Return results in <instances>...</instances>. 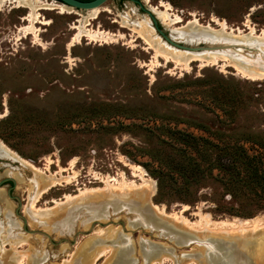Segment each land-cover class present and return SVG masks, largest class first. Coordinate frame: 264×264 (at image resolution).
<instances>
[{"label":"rangeland","instance_id":"374dc122","mask_svg":"<svg viewBox=\"0 0 264 264\" xmlns=\"http://www.w3.org/2000/svg\"><path fill=\"white\" fill-rule=\"evenodd\" d=\"M161 2L183 24L195 16L212 26L218 19L234 28L264 30V0H149L154 6ZM39 11L48 22H36V40L31 34L18 38L26 8L0 9V140L47 174L71 176L38 198V208L51 207L39 217L44 223L26 210V193L41 186L34 179L41 174L0 155V178L13 176L10 193L19 197L17 202L5 194L9 182L0 187V238L5 240L0 264H13L16 254L22 256L20 264H208V259L227 264L215 261V244L222 246L218 240L237 234L234 225L243 220L247 226L264 223V182L249 175L254 165L264 175V78L196 61L182 69L159 57L151 65L153 51L144 49L141 37L130 42L133 32L115 22L120 13L150 21L130 0H105L87 25L121 31L125 38L82 36L70 47L80 15ZM130 166L153 182L149 203L130 193L101 194L106 178L115 192L122 179L140 186L143 181ZM84 189L93 192L78 199ZM68 195L75 197L55 203ZM89 202L101 213L87 209ZM152 204L183 216L191 229L160 216ZM63 215L69 218L64 221ZM204 220L210 229L203 241L212 239V247L199 239ZM258 245L244 248L252 264L260 262ZM99 249L105 250L92 261Z\"/></svg>","mask_w":264,"mask_h":264},{"label":"bare ground","instance_id":"6f19581e","mask_svg":"<svg viewBox=\"0 0 264 264\" xmlns=\"http://www.w3.org/2000/svg\"><path fill=\"white\" fill-rule=\"evenodd\" d=\"M57 0H0V9L3 6L9 4L12 8L14 7H24L27 9L26 15L23 17V21L26 24H21L18 27V31L21 33L18 38L25 36L26 34H31L36 40H39V30L40 27L36 25L38 23H47L48 20L43 16L39 9H57L60 13H70L74 12L77 15H80L72 26L75 30L74 35L71 41L68 43L67 47H70L72 44L78 42L82 36H86L89 39H94L98 41L105 40H115L116 38H125V34L121 31L118 33H110L104 32L100 29L91 30L87 25L90 23V20L95 18L100 11V6L91 7L85 9L84 14H80L77 9L73 8L70 5L64 4ZM146 7L150 10L153 16L157 19V21L162 24L165 28L168 29V34L173 39L183 40L185 42H197V41H206V42H219V43H231L234 46H227L223 48H213V49H200V50H189L177 48L168 44L165 40H163L160 35H158L157 31L154 29L151 20L145 16L139 21L133 20L128 13H120L119 17L115 19V22H118L120 27H127L129 30L133 32L134 35L131 36L130 42L134 40L136 37H141L144 44L145 50H152V60L151 65L154 62H157L158 58H162L163 60L170 61L176 67L179 65L182 69H187L190 65L191 61H196L200 65L205 64H220L221 66H231L236 72H239L240 75L250 78V79H263L264 78V30L259 33L255 31L254 28H246L241 29L238 27L229 26L225 20L214 19L215 26H212L209 23H201L194 16L192 18L184 21L181 17L176 15L173 12L172 7L169 4L158 3L157 6L151 5L149 0L142 1ZM193 15V14H192ZM182 23V24H179ZM248 24V23H247ZM179 25V26H178ZM18 32V33H19ZM177 41V40H176ZM40 43V42H38ZM44 44V43H43ZM158 63V62H157ZM156 63V64H157ZM0 155L9 157L17 161L22 167H27L28 170H32L34 173L41 174L40 177H34V179L41 181V186L34 190L31 194L27 192V203L26 210L28 213L33 216L35 219L41 220L44 223L45 219L41 215L48 214L50 212L51 207L47 208H38L36 206V202L40 195L46 191L48 188L54 186L55 184H59L62 177H64V182H68V178L71 176L63 175L62 172L58 174L46 173L48 169H42L37 167L30 161L19 156L14 150L8 147L3 141L0 140ZM50 161V160H49ZM71 161V160H70ZM73 160L70 162V167H72ZM48 166V165H47ZM69 167V168H70ZM132 167V174L134 176H139L140 181H143L140 186L128 184L124 179H122L120 184V190L117 192L110 190L111 187L108 185V179H104L105 187L100 188L104 189L105 192L101 193L106 198H112L115 196L125 197L129 195V193L138 198L146 199V202L149 203V195L154 191L153 182L144 178L145 173L142 169H137L138 167ZM144 170V169H143ZM65 171V170H64ZM31 172V173H33ZM58 172V171H57ZM55 173V172H54ZM74 177V176H73ZM32 179V178H31ZM136 186V187H135ZM114 188H117L114 186ZM130 188H141L140 190H131ZM113 189V188H112ZM125 189H128L127 191ZM85 190V189H84ZM79 191L77 196L78 199L87 197V192H91L92 190L86 189L85 191ZM94 191L99 189H93ZM28 191V189H27ZM93 192V191H92ZM1 195V188H0ZM71 195V194H70ZM65 196V198L61 201H56L55 203L61 204L64 202H69L75 196ZM145 199L143 201H145ZM73 200V199H72ZM141 201L142 203H145ZM99 202V201H95ZM112 203V201H110ZM140 202V203H141ZM91 205L86 208L91 210L93 214H99L100 211L97 209H93V204L89 202ZM114 203V202H113ZM136 203V202H134ZM151 204V203H150ZM106 205V202L102 201V207ZM153 205V204H152ZM154 206V205H153ZM59 207V206H58ZM155 209L158 210L159 215L162 217H168L173 221H176L179 224L190 227L189 222L183 216L179 215H170L165 213L162 208L154 206ZM184 210V209H183ZM69 215H63V220L68 219ZM208 219V218H207ZM257 219V218H256ZM255 219V220H256ZM47 220V219H46ZM165 220V219H164ZM238 220V219H237ZM168 222V221H167ZM205 225L203 230H201V234L199 238L201 241L204 240V234L209 227L210 222L204 220ZM247 221L239 222L234 225L237 229V234L228 236L227 241H223L222 239L218 240L222 242L223 253L217 256L218 259H222L223 262H227V264H252L251 253L248 251H244L246 249V245L249 243H253L257 241L259 243V251L258 255L260 258V262H255L257 264H264V236L259 237L260 233L264 232V223H259L257 220L254 223L245 225ZM236 223V222H235ZM230 224H233L230 222ZM193 228V227H192ZM101 231V230H100ZM185 231V230H184ZM225 231V230H223ZM4 233V232H3ZM231 233V232H230ZM191 234V233H190ZM264 234V233H263ZM233 236V237H232ZM193 237V236H192ZM199 237V236H198ZM237 237V238H236ZM238 237L252 238L249 240H240L238 241ZM234 238V239H233ZM106 239V238H105ZM101 240V239H100ZM212 240V239H209ZM229 240H236L235 243L229 242ZM5 240L2 241L0 238V248L2 247ZM200 241V242H201ZM21 240L15 242V244H19ZM197 242V241H196ZM207 242V241H204ZM225 244V245H224ZM208 246L211 247V244L207 243ZM206 247V246H205ZM208 248V247H206ZM3 249V248H2ZM105 250V249H104ZM104 250L99 249L94 255L93 260L97 259L100 255L103 254ZM247 250V249H246ZM211 251V250H210ZM212 253V251H211ZM10 255V254H9ZM212 255V254H210ZM11 259L13 260V264H20L22 260V256L20 254L11 255ZM207 260V258L205 257ZM36 260V258H32V261ZM67 261V260H66ZM208 264H212L213 261L210 259L207 260ZM91 262L90 264H92ZM206 263V262H205Z\"/></svg>","mask_w":264,"mask_h":264},{"label":"water","instance_id":"95a60500","mask_svg":"<svg viewBox=\"0 0 264 264\" xmlns=\"http://www.w3.org/2000/svg\"><path fill=\"white\" fill-rule=\"evenodd\" d=\"M57 1L62 2V3L67 4V5H70V6H72L75 9H83V10L91 8V7L100 6V5H102L105 2V0H57ZM130 1H132L135 4H137V6L141 10H143V11H145L147 13V15L149 16V18L151 20V24L154 27V29L157 31V33L161 36V38L163 40H165L168 44H170L172 46H175L177 48H182V49H189V50L213 49V48H223V47H227V46H229V47L230 46H234V44L227 43V42H224V43L206 42V41H202V40L201 41H197V42H185L183 40L176 41V40H174L173 38H171L169 36L168 32H165L163 30L164 26L162 24H159L157 19L153 16V14L150 12V10L145 6V4L141 0H130ZM5 181H9L10 182V184L4 188L5 194L7 196L11 197V198L16 199L17 202H19V197L17 195H12L10 193L11 188L15 184V178L13 176H10V175H5V176L1 177L0 178V187L3 185V182H5ZM161 223L162 222H160V224ZM173 231L174 230H172V232ZM174 232L177 233L178 230H176ZM186 234L190 235V233L178 232V235L182 236V237H184V235H186ZM195 240L197 242H199V240H197L196 237H195ZM205 241H207V242H205L206 244L209 243V244H211V247H212L213 244H212L211 240L208 239V240H205ZM201 242H204V241H201ZM215 245H216V247H218V254H220V252L222 251L221 248H223V247L219 246L218 243H216ZM217 260H218V258L215 259V261H217Z\"/></svg>","mask_w":264,"mask_h":264},{"label":"trees","instance_id":"16d2710c","mask_svg":"<svg viewBox=\"0 0 264 264\" xmlns=\"http://www.w3.org/2000/svg\"><path fill=\"white\" fill-rule=\"evenodd\" d=\"M250 172H251V173H249V175H250V178H251V179H254L256 182H260V181H263V182H264V175L261 174V173L258 174V172H257V168H256L255 165L252 166Z\"/></svg>","mask_w":264,"mask_h":264},{"label":"flooded vegetation","instance_id":"af4514ba","mask_svg":"<svg viewBox=\"0 0 264 264\" xmlns=\"http://www.w3.org/2000/svg\"><path fill=\"white\" fill-rule=\"evenodd\" d=\"M6 182H9V181H5V182H3V184L6 183ZM9 184H10V182H9Z\"/></svg>","mask_w":264,"mask_h":264}]
</instances>
